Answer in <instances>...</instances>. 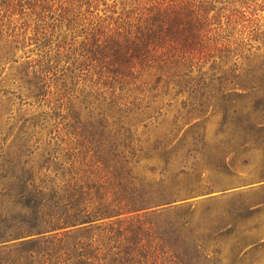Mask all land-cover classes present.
Masks as SVG:
<instances>
[{"label":"trees","instance_id":"1","mask_svg":"<svg viewBox=\"0 0 264 264\" xmlns=\"http://www.w3.org/2000/svg\"><path fill=\"white\" fill-rule=\"evenodd\" d=\"M262 5L0 0V64L8 58L18 63L14 79L45 106L46 127L56 138L88 132L113 143L109 165L95 157L96 185L77 176L22 189L19 202L30 215L23 221L31 230L17 238L39 236L21 240L11 250L15 257H0V264L210 261L202 244L193 253L187 248L189 220L180 213L161 218L171 210L162 205L172 206L180 191L166 176L174 139L165 134L143 141L139 131H149L167 114L164 108L201 104L192 94L211 85H232L235 98L225 100L235 102L233 112L264 130V30L256 16ZM184 113L200 117L192 109Z\"/></svg>","mask_w":264,"mask_h":264},{"label":"rangeland","instance_id":"2","mask_svg":"<svg viewBox=\"0 0 264 264\" xmlns=\"http://www.w3.org/2000/svg\"><path fill=\"white\" fill-rule=\"evenodd\" d=\"M257 1L263 4L256 16L264 30V0ZM17 65L11 58L0 64V257L4 259L15 257L11 250L21 240L39 236L17 238L31 230L23 221L30 215L19 202L22 189H31L33 182L57 185L77 176L96 185L95 157L104 156L109 165L113 149L110 137L97 133L56 138L53 127H46L43 120L45 106L14 79ZM230 87L211 85L192 94L193 99L203 98L201 104L164 108L167 114L154 120L149 131L140 129L139 137L153 142L168 134L174 139L166 176L180 191L172 206L162 205L171 210L161 218L169 220L180 213V220H189L194 240L187 244L190 253L195 244H202L213 257L201 264H264V130H257L246 115L233 112L235 102L225 100L235 98ZM188 109L200 117L182 118ZM91 191L95 195V187Z\"/></svg>","mask_w":264,"mask_h":264}]
</instances>
